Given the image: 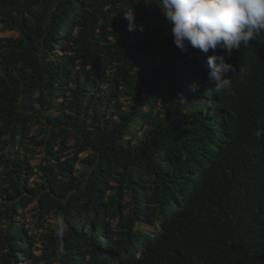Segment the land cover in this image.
<instances>
[{
    "label": "trees",
    "instance_id": "trees-1",
    "mask_svg": "<svg viewBox=\"0 0 264 264\" xmlns=\"http://www.w3.org/2000/svg\"><path fill=\"white\" fill-rule=\"evenodd\" d=\"M158 2L0 0V264H264V33L217 93Z\"/></svg>",
    "mask_w": 264,
    "mask_h": 264
},
{
    "label": "clouds",
    "instance_id": "clouds-1",
    "mask_svg": "<svg viewBox=\"0 0 264 264\" xmlns=\"http://www.w3.org/2000/svg\"><path fill=\"white\" fill-rule=\"evenodd\" d=\"M156 5L171 26L173 43L182 53L189 46L203 53L213 51L207 61L209 81L215 82V92L230 93L229 73L236 70L226 57L264 33V0H159ZM124 17L128 31H143V26L135 24L132 8L124 12ZM217 48L223 54H215ZM190 89L197 91L199 84L193 82Z\"/></svg>",
    "mask_w": 264,
    "mask_h": 264
},
{
    "label": "rangeland",
    "instance_id": "rangeland-1",
    "mask_svg": "<svg viewBox=\"0 0 264 264\" xmlns=\"http://www.w3.org/2000/svg\"><path fill=\"white\" fill-rule=\"evenodd\" d=\"M16 33L12 30H7V31H4V32H0V35H5V36H9V35H15ZM134 132L136 133V135H140L142 133V128L137 125ZM84 153H81L80 156H83ZM39 157H40V154L38 153L35 157H33L31 159L32 163L33 164H37L38 161H39ZM32 204L28 206V208H26L25 210H21L20 213L24 214L25 216L24 217H21L20 218V222L24 221L25 222V225L26 226H29L31 227L32 226V222H33V217H32ZM24 218V219H23ZM48 223L47 225L51 224V225H54L56 224V220L53 218V217H49L47 222ZM37 247V248H36ZM40 243H36L35 244V252L37 254L40 253ZM44 261H41L39 264H43ZM50 264H59L58 262H53V263H50Z\"/></svg>",
    "mask_w": 264,
    "mask_h": 264
}]
</instances>
